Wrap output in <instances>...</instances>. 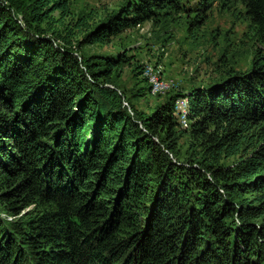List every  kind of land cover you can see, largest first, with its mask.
<instances>
[{"label":"trees","instance_id":"trees-1","mask_svg":"<svg viewBox=\"0 0 264 264\" xmlns=\"http://www.w3.org/2000/svg\"><path fill=\"white\" fill-rule=\"evenodd\" d=\"M179 1L130 0L77 43ZM242 1L264 35V0ZM68 4L0 0V204L13 215L0 216V264H264V54L193 87L181 129L183 93L134 117L108 81L123 53L82 62L64 28L40 27ZM180 132L198 166L167 153Z\"/></svg>","mask_w":264,"mask_h":264},{"label":"rangeland","instance_id":"rangeland-1","mask_svg":"<svg viewBox=\"0 0 264 264\" xmlns=\"http://www.w3.org/2000/svg\"><path fill=\"white\" fill-rule=\"evenodd\" d=\"M129 1L69 0V14L62 17L59 9H53L50 18L54 21L42 22L40 27L64 28L82 62L90 55L104 60L123 53L124 60L112 65L108 81L119 88L123 105L134 117L148 114L172 94L189 95L193 87L214 84L231 69L247 70L264 54V35L257 32L242 0H180L176 6L159 8L152 18L115 34L108 42L77 43L85 31ZM45 33L51 35L50 30ZM56 42L63 43L60 38ZM146 63L155 66L161 80H173L176 86L165 93H152L140 73ZM153 138L162 143L166 136L160 131ZM174 145L165 148L174 162L184 164L192 159L198 166V146L187 133H177ZM237 156L221 162H233ZM6 212L0 204V216L11 219L13 215Z\"/></svg>","mask_w":264,"mask_h":264},{"label":"built area","instance_id":"built-area-1","mask_svg":"<svg viewBox=\"0 0 264 264\" xmlns=\"http://www.w3.org/2000/svg\"><path fill=\"white\" fill-rule=\"evenodd\" d=\"M143 75L146 77L151 87L152 93H165L172 87H175V81L161 80L158 77V70L151 63H146L142 69ZM174 112L183 128L189 125V95H180L174 101Z\"/></svg>","mask_w":264,"mask_h":264},{"label":"bare ground","instance_id":"bare-ground-1","mask_svg":"<svg viewBox=\"0 0 264 264\" xmlns=\"http://www.w3.org/2000/svg\"><path fill=\"white\" fill-rule=\"evenodd\" d=\"M160 74V73H159ZM173 89V88H172ZM168 91V90H167Z\"/></svg>","mask_w":264,"mask_h":264}]
</instances>
